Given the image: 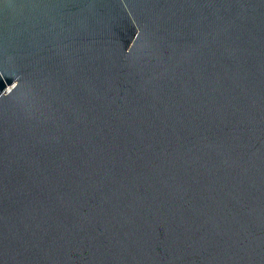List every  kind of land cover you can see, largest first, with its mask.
<instances>
[{
	"label": "water",
	"instance_id": "obj_1",
	"mask_svg": "<svg viewBox=\"0 0 264 264\" xmlns=\"http://www.w3.org/2000/svg\"><path fill=\"white\" fill-rule=\"evenodd\" d=\"M0 264H264V0H0Z\"/></svg>",
	"mask_w": 264,
	"mask_h": 264
}]
</instances>
